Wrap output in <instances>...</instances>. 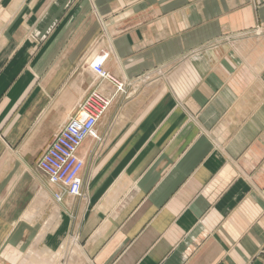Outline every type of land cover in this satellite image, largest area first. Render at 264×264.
I'll use <instances>...</instances> for the list:
<instances>
[{
    "label": "crops",
    "instance_id": "crops-1",
    "mask_svg": "<svg viewBox=\"0 0 264 264\" xmlns=\"http://www.w3.org/2000/svg\"><path fill=\"white\" fill-rule=\"evenodd\" d=\"M92 90L71 196L34 159ZM0 264H264V0H0Z\"/></svg>",
    "mask_w": 264,
    "mask_h": 264
},
{
    "label": "built area",
    "instance_id": "built-area-1",
    "mask_svg": "<svg viewBox=\"0 0 264 264\" xmlns=\"http://www.w3.org/2000/svg\"><path fill=\"white\" fill-rule=\"evenodd\" d=\"M107 55V52L98 55L91 68L95 75L109 79L103 68ZM113 83L117 92H123V85ZM108 102L95 90L90 91L77 104L75 115L60 128L37 158V168L48 182L58 185L71 196L81 195L80 172L84 162L78 155V148L85 137H94L96 121L109 106ZM55 199L59 201L61 194H56Z\"/></svg>",
    "mask_w": 264,
    "mask_h": 264
},
{
    "label": "bare ground",
    "instance_id": "bare-ground-1",
    "mask_svg": "<svg viewBox=\"0 0 264 264\" xmlns=\"http://www.w3.org/2000/svg\"><path fill=\"white\" fill-rule=\"evenodd\" d=\"M108 54V53H107ZM99 56L97 55V57L95 58V59H93L92 61H91V63L89 64V68L91 69V71H92V68H91V64L93 63V61H95L97 58H98ZM107 57H108V55H107ZM107 57H106V59H107ZM93 73V72H92ZM94 74V73H93ZM95 75V74H94ZM95 77H98V78H101V77H99L98 75H95ZM110 78V77H109ZM101 79H103V78H101ZM104 79H108V78H104ZM117 82V81H116ZM117 85H123L122 83H116ZM121 88L123 89V87L121 86ZM116 92H117V90H116ZM108 104H109V102H108ZM94 130H95V128H94ZM93 135H94V138H96V132H93ZM90 137H93V136H90ZM81 145V144H80ZM80 147V146H79ZM79 149V148H78Z\"/></svg>",
    "mask_w": 264,
    "mask_h": 264
},
{
    "label": "rangeland",
    "instance_id": "rangeland-1",
    "mask_svg": "<svg viewBox=\"0 0 264 264\" xmlns=\"http://www.w3.org/2000/svg\"><path fill=\"white\" fill-rule=\"evenodd\" d=\"M38 157H39V155H38ZM38 157H36V159H34V160L36 161ZM35 161H34V162H35Z\"/></svg>",
    "mask_w": 264,
    "mask_h": 264
}]
</instances>
